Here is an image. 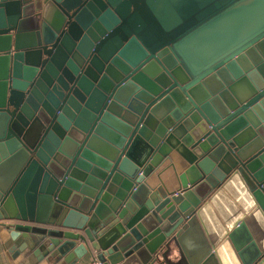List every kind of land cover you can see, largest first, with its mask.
Returning a JSON list of instances; mask_svg holds the SVG:
<instances>
[{"label": "water", "instance_id": "obj_1", "mask_svg": "<svg viewBox=\"0 0 264 264\" xmlns=\"http://www.w3.org/2000/svg\"><path fill=\"white\" fill-rule=\"evenodd\" d=\"M0 223L54 262L264 264V0H0Z\"/></svg>", "mask_w": 264, "mask_h": 264}, {"label": "crops", "instance_id": "obj_2", "mask_svg": "<svg viewBox=\"0 0 264 264\" xmlns=\"http://www.w3.org/2000/svg\"><path fill=\"white\" fill-rule=\"evenodd\" d=\"M223 207L219 210L216 206L211 211L210 218L212 225L219 228V222L223 220V212L229 211L233 207V203L228 200V198L223 199ZM217 235L221 236L222 232H216ZM177 262L178 258L174 257ZM233 263V258L227 257L225 264ZM0 264H69L65 259L61 261L54 262L53 257L42 256L37 258L32 253H20L15 250L12 246V241L10 240L9 231L3 227L0 223ZM77 264H95L92 261L85 263L80 261Z\"/></svg>", "mask_w": 264, "mask_h": 264}]
</instances>
